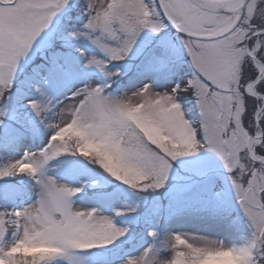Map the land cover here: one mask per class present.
Returning a JSON list of instances; mask_svg holds the SVG:
<instances>
[{
	"label": "snow or ice",
	"instance_id": "6c2138e0",
	"mask_svg": "<svg viewBox=\"0 0 264 264\" xmlns=\"http://www.w3.org/2000/svg\"><path fill=\"white\" fill-rule=\"evenodd\" d=\"M0 264H264V0H0Z\"/></svg>",
	"mask_w": 264,
	"mask_h": 264
}]
</instances>
